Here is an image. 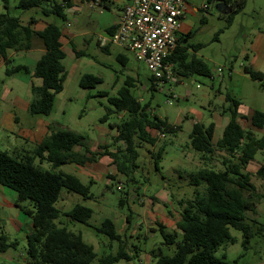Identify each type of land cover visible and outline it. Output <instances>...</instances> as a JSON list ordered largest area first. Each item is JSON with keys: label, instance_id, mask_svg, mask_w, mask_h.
Returning a JSON list of instances; mask_svg holds the SVG:
<instances>
[{"label": "rangeland", "instance_id": "obj_1", "mask_svg": "<svg viewBox=\"0 0 264 264\" xmlns=\"http://www.w3.org/2000/svg\"><path fill=\"white\" fill-rule=\"evenodd\" d=\"M82 1L70 0L69 3L72 6L75 3L80 5ZM185 1L187 8L183 29L186 32L183 34L188 33V38L184 41L200 44L197 50L189 47L188 52L205 61L210 75L194 73L181 76L172 68L175 80L158 82L152 89L147 80L150 72L146 64L137 60L129 48L110 41H105L106 49L100 45L102 37L107 36L104 26L114 21L116 13H120L119 0L111 1L110 8L94 2L84 3L82 10L78 11L66 8L64 17L52 13L45 16L39 9L23 10L18 7L19 0H7L8 13L20 16L22 22L33 14L46 22L56 23L65 31V57L62 62L67 75L63 89L55 95L51 112L47 115L32 114L25 103L31 99L30 82L38 84L40 78L22 72L6 74L5 64L0 58V150L18 159L23 158L33 152L38 143L37 136L45 129L48 134L51 129L67 128L81 133L88 149L94 150L99 143H103L108 145L106 149L116 153V164L107 155L104 157L110 160L109 163H87L86 170L92 173H88V176L74 170L72 164L53 168L51 163L43 161L41 166L51 171L74 173L82 183L89 184L90 197L62 188L54 205L59 210L55 222L81 233L84 241L93 246L96 257L91 264H96L101 255L114 254L120 245L118 240H110L97 230L105 218L116 223L121 244L130 255V259H120L116 264H154L151 253L173 252L174 243L164 242L157 220L152 222L147 218L154 215L150 206L155 202L162 203L160 198L170 200V206L176 212H172L164 230L175 233L176 240H179L181 233L176 229L175 221L182 207L179 200L182 198L185 203L191 197L194 188L188 184L191 173L203 166L221 168V156L224 155L223 151L217 150L214 155L203 158L200 152L190 147L188 132L192 121L204 124L213 121L216 125L215 136L221 135V127L230 117L226 93L240 101L238 120L241 125L251 129L256 137L264 132V127L253 129L248 119L241 118V115L249 117L254 109L264 111V78L253 79L243 71V65L247 64L264 72V0H246L230 23L215 8V0ZM5 10L4 2L0 0V12ZM89 36L90 41L86 42ZM70 38H75L73 42L77 47L88 54L76 57ZM32 44L30 50H9L12 59L9 66L25 64L32 67L41 53L38 49L42 43L37 36H33ZM118 54L126 57L124 64L117 58ZM84 72L102 77V82L92 88L80 87L78 80ZM127 77L133 78L131 92L140 103L148 102L150 113L155 112L171 123L181 124V128L174 133L149 128L151 135L156 137L153 145L136 138L135 166L126 158L128 153L125 152L124 142L113 138L117 133L116 128L110 126L119 124L126 117V112H110L105 121H100L110 105L107 96L98 92L102 90L107 95L117 94ZM31 132L37 136L30 135ZM47 134H42L40 139ZM216 137H213V142ZM160 148L164 152L158 168H155L152 155ZM80 150L84 151L82 147ZM39 159L35 157L34 163L39 164ZM262 163L264 149L258 150L246 167L252 173L251 179L259 191L264 190V183L254 175L252 169ZM97 171L104 172V175L100 176ZM131 193L133 197H129ZM164 194L167 196L164 197ZM120 198H123L122 203L119 202ZM76 203L92 209L86 223L71 220L65 215ZM230 232L235 241L224 240L220 243L215 251L217 256L224 255L229 261L236 259L234 264H264V231L256 232L245 248L241 243L242 232L232 227ZM6 233L9 240L16 239L17 243L0 251V263H25L26 239L17 235L12 224H8Z\"/></svg>", "mask_w": 264, "mask_h": 264}, {"label": "trees", "instance_id": "obj_2", "mask_svg": "<svg viewBox=\"0 0 264 264\" xmlns=\"http://www.w3.org/2000/svg\"><path fill=\"white\" fill-rule=\"evenodd\" d=\"M94 1L106 8L111 6L110 0ZM215 1H221L231 7L228 14L219 12L226 18L227 23H230L233 15L244 7L246 0ZM3 2L6 10L0 12V58L5 64L4 71L6 74L22 72L40 78V84L30 82L31 99L28 110L32 114L47 115L53 108L55 95L63 89L67 75L62 62L65 57L60 40L62 31L53 22H46L42 29L36 30L34 24L38 16L31 14L26 22H22L20 16L8 13L7 0ZM69 2L70 0H19L18 7L23 10L39 9L45 16L52 13L64 17L66 8L71 6ZM115 29L116 24L106 27L105 31L112 34ZM33 36L42 41L44 51L35 61L32 70L25 64L9 66L12 60L9 50L29 49ZM187 38L188 33L178 34L177 45L165 60L172 62L174 70L181 76L194 73L210 75L205 61L188 52L189 47L197 50L200 44L183 42ZM104 48L106 49V46ZM71 49L76 56L87 54L81 49H76L73 42ZM117 58L123 64L126 61V57L121 54H118ZM243 71L253 79L264 78L263 71L250 65L244 64ZM147 80L152 89L158 85L151 75ZM100 82L102 77L91 72L82 73L78 80L79 86L84 89L92 88ZM132 82L133 78L127 77L125 84L118 88L117 94L107 95L106 91L102 90L98 94L106 95L110 105L100 121H105L110 112H126V117L119 124L110 126L116 128L117 133L113 138L124 142L125 152L128 153L126 158L135 166L133 161L137 157L136 138L153 145L156 137L151 135L149 128L162 133H174L181 128V124L171 123L155 112L150 113L148 102L140 103L131 92ZM225 100L229 102L227 110L230 117L215 142L212 141L215 127L213 121L207 124L194 121L188 133L190 147L200 152L203 158L214 155L217 150L223 151L222 166L219 169L203 166L191 173L188 184L194 188L191 197L185 200V203L180 202V219L176 222V229L181 233V237L176 240L175 233L165 231L164 226L158 223L164 242L174 243L175 248L171 254L153 252L154 264H234L236 259L229 261L224 255L215 254L217 246L224 240L235 241L230 227L242 232L241 243L244 248L256 232L264 231V223L248 221L245 214L251 209V196L256 190L251 173L246 167L255 153L264 149V132L260 137H256L251 129H245L238 120L239 99L226 93ZM241 118L248 119L253 129L264 127L262 110L254 109L249 117L241 115ZM82 139L84 136L81 133L71 129H51L36 144L33 152L23 158L18 159L7 151L0 150V184L16 192L17 206L31 218L32 230L26 235L27 264H91L96 257L93 246L84 241L81 233L55 222L59 210L54 203L61 189L90 197L89 184L82 183L72 173L51 171L34 163L35 157L45 158L53 168H57L70 162L80 165L87 161L95 162L100 156L107 155L112 163L116 164V153L106 149L107 144L100 145V150H90L88 147H85L83 152L75 150L74 147L79 145ZM163 152L160 148L152 155L155 168H158ZM254 175L264 178V163L256 168ZM132 195L134 194H129V197ZM261 196L264 197V193ZM119 202L122 203L123 198H120ZM91 214L92 209L80 203L74 204L65 212L71 220L82 223H86ZM97 230L106 234L110 240H118L120 245L114 254L101 255L96 264H116L120 259H130L112 219L102 220ZM16 243V239L9 240L0 232V251H5Z\"/></svg>", "mask_w": 264, "mask_h": 264}, {"label": "built area", "instance_id": "obj_3", "mask_svg": "<svg viewBox=\"0 0 264 264\" xmlns=\"http://www.w3.org/2000/svg\"><path fill=\"white\" fill-rule=\"evenodd\" d=\"M186 4L185 0H126L108 40L129 48L155 81L175 80L173 63L165 59L177 45Z\"/></svg>", "mask_w": 264, "mask_h": 264}, {"label": "crops", "instance_id": "obj_4", "mask_svg": "<svg viewBox=\"0 0 264 264\" xmlns=\"http://www.w3.org/2000/svg\"><path fill=\"white\" fill-rule=\"evenodd\" d=\"M111 1L114 2V1H117V0H111ZM88 2H90V3H93L94 2V4L95 3L96 4H99V3H97V1H94V0H84V1H82L80 3V5H78L76 3L73 6L71 5V7H68V10L69 11L72 10V9H77V11L78 10H82L84 3H88ZM119 2H120L119 3V10H120L121 7H122V5L126 2V0H119ZM186 8H187V4H186ZM118 18H119V13H116L115 14L114 21H111V23H109L108 25H105L104 26V30H105L106 27H108L110 25H115L117 23V21H118ZM45 25H46V21L43 20V19H41L40 16H38V20L34 24V29L40 30ZM179 32L180 33H185L186 32L183 29V19H182L181 28H180V31ZM64 33H65V31H62V35L60 37V40H61V43H62V48H63ZM106 34H107L106 37H102V40H101L100 45H103L104 46L105 41H109L108 38H109V35L110 34L109 33H106ZM71 35L76 36L75 34H71ZM90 38H91V36L86 37V42H89L90 41ZM74 39L75 38H70L71 42H73ZM83 41H84V39H83ZM183 42H185V41H183ZM41 43H42V41H41ZM97 43H98V41H97ZM74 45H75V48L76 49L80 50V48L77 47L76 43H74ZM32 47H33V44H32V40H31V46L27 50H30ZM38 50L41 52L40 53V55H41L43 53V51H44L43 44H42V47L40 49H38ZM18 51H20V50H18ZM10 55H11V52L9 53V56ZM81 56H83V55H81ZM76 57H78V56H76ZM88 62L90 63V61H88ZM33 66H34V64H33ZM33 66L32 67H28V68L30 70H32ZM40 82H41V80H39V83L38 84H40ZM28 103H29V101L25 103L26 109H28ZM15 119H16V117H15ZM1 120L2 119H0V121ZM193 122L194 121H192V123ZM224 125L221 127V132H222V129H223ZM28 129H31V128H28ZM215 131H216V125L214 127L213 137H216L215 136ZM47 132L48 131L45 129L42 134H47ZM42 134H40V135L37 136L36 134H34V133L31 132L30 135H33V136L36 135L38 137L37 140L39 142L41 140L40 137H41ZM219 136H217L216 139ZM84 141H85V138L82 139L81 143L79 145H76L74 147V149L77 150V151H81L80 150L81 147L83 149L85 147H87L85 145ZM102 144L103 143H101V144L99 143L94 150H99L100 149L99 146L102 145ZM260 151H263V150H260ZM104 156L105 155L100 156L97 161L98 162L101 161V162H104V163H109L110 160L106 159ZM38 161H39V164L41 166L43 165V161L47 162V160L45 158H40ZM87 163H91V162L90 161H87L83 165H80V164H77V163H74V162L65 163V164H72L74 170L78 171L80 174H84V175L88 176L87 174L90 173V172H88L86 170V167H87L86 164ZM65 164H63V165H65ZM256 168L257 167H255L254 169H252L253 172L256 170ZM88 170H90V169H88ZM67 173H69V172H67ZM97 173L100 176L104 175V172L103 173H100V172L97 171ZM72 174H74V173H72ZM90 174H92V173H90ZM251 176H252V173H251ZM261 179H262V181L264 183V178H261ZM89 182H92V181L89 180ZM255 187H256V190H255L254 193H252V196H251V202H252L251 209L247 210L246 213H245L246 214V219L248 221L255 220V221L259 222V223L260 222L261 223H264V197L261 196V194L264 193V190H260L259 191L257 189L256 184H255ZM158 192L159 191L156 192V195H158ZM166 196H167V194L166 195L164 194V197H166ZM131 197H133V195ZM168 197H170V196H168ZM160 199H161L162 203L155 202L153 206H150L151 207V211L153 212L154 215L153 216H150L151 218L150 217H147V218H149L150 221H152V222H155L157 220L156 222L161 223L164 226V228H165V224H168L166 221L169 222L170 221V216L173 214L172 212H176V211H174V209H172V207L170 206L171 202H170L169 199H167V198H164V199L163 198H160ZM181 199L179 200V202H182ZM23 203L26 204L27 202H23ZM145 210H143V213L145 212ZM128 218H129V216H128ZM179 219H180V213H179V218H177V220L175 221V225H176V222ZM8 224H12L15 227L16 231H17V235L20 238H24V239H26L27 233L31 232V230H32V224H31V218H30V216H28L25 213H23V211L16 204V192L14 190H12L10 188H7V187L3 186L2 184H0V231L3 232L7 237H8V235L6 233V229L8 227ZM115 225H116V223H115ZM150 228H152V226H150ZM8 239H9V237H8ZM151 255H152V253H151ZM22 264H27L26 258H25V263H22Z\"/></svg>", "mask_w": 264, "mask_h": 264}, {"label": "water", "instance_id": "obj_5", "mask_svg": "<svg viewBox=\"0 0 264 264\" xmlns=\"http://www.w3.org/2000/svg\"><path fill=\"white\" fill-rule=\"evenodd\" d=\"M215 8L221 13V14H228L231 10V7L221 1L217 2L215 4Z\"/></svg>", "mask_w": 264, "mask_h": 264}]
</instances>
